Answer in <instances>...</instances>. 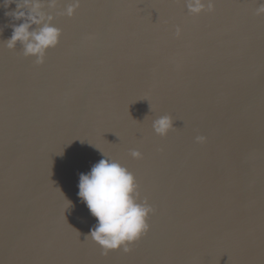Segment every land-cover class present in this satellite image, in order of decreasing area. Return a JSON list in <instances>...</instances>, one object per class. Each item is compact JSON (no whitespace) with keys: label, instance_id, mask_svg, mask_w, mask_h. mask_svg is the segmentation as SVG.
Masks as SVG:
<instances>
[{"label":"water","instance_id":"water-1","mask_svg":"<svg viewBox=\"0 0 264 264\" xmlns=\"http://www.w3.org/2000/svg\"><path fill=\"white\" fill-rule=\"evenodd\" d=\"M69 2L52 12L63 35L43 65L4 45L11 27L0 35V264H264L259 0L200 16L185 0H80L57 15ZM102 152L155 209L131 253L87 238L97 221L79 176Z\"/></svg>","mask_w":264,"mask_h":264},{"label":"clouds","instance_id":"clouds-1","mask_svg":"<svg viewBox=\"0 0 264 264\" xmlns=\"http://www.w3.org/2000/svg\"><path fill=\"white\" fill-rule=\"evenodd\" d=\"M192 16L214 14L216 0H185ZM60 0H0V9L10 21L0 25V35L4 27H11L12 35L4 45L9 50L22 48L26 58H34L37 65L46 62L48 53L59 46L62 31L55 26ZM257 16L264 15V0H259ZM13 5L15 8L13 9ZM80 8V0H70L67 7L57 15L74 18ZM48 9L49 11H46ZM177 36L181 30L177 29ZM171 116H161L153 122L156 135L166 138L175 127ZM207 138L197 137L198 143ZM95 163L90 172L81 173L78 183V197L86 204L90 214L97 221L87 238H91L103 250V255L123 251L131 253L132 246L150 231V217L155 209L139 199V185L134 175L121 163L105 156ZM133 159H143L139 150H132Z\"/></svg>","mask_w":264,"mask_h":264}]
</instances>
